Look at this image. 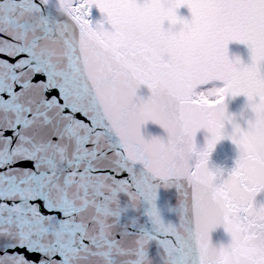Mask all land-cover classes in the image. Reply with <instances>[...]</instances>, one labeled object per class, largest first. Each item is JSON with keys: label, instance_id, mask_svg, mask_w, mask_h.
I'll list each match as a JSON object with an SVG mask.
<instances>
[{"label": "snow or ice", "instance_id": "obj_1", "mask_svg": "<svg viewBox=\"0 0 264 264\" xmlns=\"http://www.w3.org/2000/svg\"><path fill=\"white\" fill-rule=\"evenodd\" d=\"M123 2L0 0V264H200L189 177H201L226 138L238 146L236 167L226 178L223 169L207 178L231 231H245L251 202L264 193V0H172L149 35L131 27ZM185 6L191 20L177 14ZM93 9L103 20L92 19ZM109 21L128 44L116 63L95 64L88 42ZM165 21L183 27L165 29ZM194 23L213 26L224 55L215 64L202 58L185 74L175 50ZM232 41L248 45L251 63L229 58ZM162 77L182 99L195 93L178 117L189 135L200 126L192 107L201 103L227 112L226 97L245 95L255 114L246 130L234 125L231 137L209 117L214 139L189 177L157 173L140 146L141 124L174 122V114L154 96L126 110L110 102L113 92L124 100L137 84L154 92ZM173 186L180 219L166 223L158 190Z\"/></svg>", "mask_w": 264, "mask_h": 264}, {"label": "clouds", "instance_id": "obj_2", "mask_svg": "<svg viewBox=\"0 0 264 264\" xmlns=\"http://www.w3.org/2000/svg\"><path fill=\"white\" fill-rule=\"evenodd\" d=\"M172 0H125L120 5L122 14L131 22V27L140 34L149 35L150 25L158 18V13L171 7ZM191 20V19H190ZM183 26L181 25L180 28ZM98 31V39L88 42L93 63L103 65L116 63L117 57L127 47L128 40L124 31L114 21L102 26ZM214 28L210 24L194 23L191 25L188 36L175 50L177 70L185 74L192 73L201 63L202 58H207L210 63H217L224 55V49L213 35ZM234 58L232 60H236ZM143 84H137L128 97L122 100L119 92H113L110 102L115 109H128L135 107L144 99L137 96V90ZM151 90L155 102L161 110L174 114V122L161 123L166 131L165 137H156L150 141L140 140L144 157L149 165L162 175H175L189 177L190 170L199 164L202 154L208 149V142L214 139V133L209 130V117L216 120L221 127L219 132L225 137H231L235 132L228 133L225 123H232L231 115L224 111L223 105L209 109L208 105L201 103L192 107L199 127L194 135H189L183 124L178 119L182 107L190 99V93L183 99L176 95L169 87L167 78L162 77L155 83V90ZM146 102V101H145ZM235 125V124H234ZM200 129H206L210 134L207 146L203 149L197 147L195 137ZM220 142V141H219ZM211 170L202 171L201 177H189L196 189L202 209L210 212L214 223L224 224L232 236L228 245H219L205 251L206 264H261L264 261V202L257 197L251 202L252 211L247 218V226L243 233H234L225 224L223 209L217 200V186L214 181L207 178Z\"/></svg>", "mask_w": 264, "mask_h": 264}, {"label": "water", "instance_id": "obj_3", "mask_svg": "<svg viewBox=\"0 0 264 264\" xmlns=\"http://www.w3.org/2000/svg\"><path fill=\"white\" fill-rule=\"evenodd\" d=\"M178 16L181 18L191 19V10L189 8L181 7L177 10ZM92 19L94 21L103 20V14L99 9H93ZM165 29L173 28V30H179L181 25L177 24L172 26L168 21L164 23ZM228 56L230 59L239 58L244 64L251 63V50L248 45L240 43L238 41H232L228 45ZM137 96L144 100H147L151 96V90L147 85H141L137 90ZM224 103L227 105V112L233 117V122L225 123V129L228 133L233 131V126L239 125L242 129H247L248 121L253 119L255 114L252 112L248 98L245 95L226 97ZM167 134L164 127L155 121L148 120L140 125L139 137L140 140L145 142L152 140L156 137H165ZM210 134L206 129H200L195 137V143L198 148L203 149L207 146V141ZM239 158V149L231 139H223L218 142L215 149L212 151L209 160L208 167L215 171L217 168L224 170L225 178L228 173L236 167V161ZM163 183V182H161ZM171 183L175 184L176 181ZM181 184H186V180L179 181ZM258 201L264 202V193L259 194ZM180 202V191L175 187L164 188L161 187L158 190V199L156 201L157 207L160 210L161 216L166 223H179V214L173 209L178 208ZM147 219V217H145ZM191 224L193 239L198 250L200 264H206L205 251L208 248L219 245H228L232 240V236L225 227L224 224L214 223V218L210 212H205L200 204L198 195L194 201L191 210ZM159 246L156 242H153L150 248V255L157 261Z\"/></svg>", "mask_w": 264, "mask_h": 264}]
</instances>
